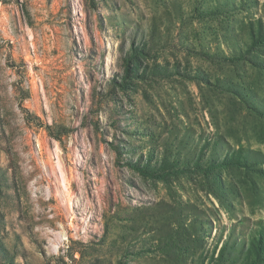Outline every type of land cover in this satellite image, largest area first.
<instances>
[{
  "label": "rangeland",
  "instance_id": "374dc122",
  "mask_svg": "<svg viewBox=\"0 0 264 264\" xmlns=\"http://www.w3.org/2000/svg\"><path fill=\"white\" fill-rule=\"evenodd\" d=\"M259 33L264 0H0V264H264Z\"/></svg>",
  "mask_w": 264,
  "mask_h": 264
},
{
  "label": "trees",
  "instance_id": "16d2710c",
  "mask_svg": "<svg viewBox=\"0 0 264 264\" xmlns=\"http://www.w3.org/2000/svg\"><path fill=\"white\" fill-rule=\"evenodd\" d=\"M263 39H264V36L261 33H259L258 37H257V40H261V42H262Z\"/></svg>",
  "mask_w": 264,
  "mask_h": 264
},
{
  "label": "bare ground",
  "instance_id": "6f19581e",
  "mask_svg": "<svg viewBox=\"0 0 264 264\" xmlns=\"http://www.w3.org/2000/svg\"><path fill=\"white\" fill-rule=\"evenodd\" d=\"M57 205H58V204H57ZM54 208H57V207H54ZM54 208H53V209H54ZM57 209H58V208H57Z\"/></svg>",
  "mask_w": 264,
  "mask_h": 264
}]
</instances>
